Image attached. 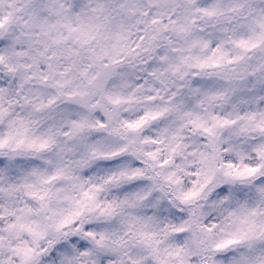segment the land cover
<instances>
[{
    "label": "clouds",
    "instance_id": "1",
    "mask_svg": "<svg viewBox=\"0 0 264 264\" xmlns=\"http://www.w3.org/2000/svg\"><path fill=\"white\" fill-rule=\"evenodd\" d=\"M5 17L0 264H60L86 230L125 241L113 264L264 262V0H0ZM34 168L45 201L20 187Z\"/></svg>",
    "mask_w": 264,
    "mask_h": 264
},
{
    "label": "snow or ice",
    "instance_id": "2",
    "mask_svg": "<svg viewBox=\"0 0 264 264\" xmlns=\"http://www.w3.org/2000/svg\"><path fill=\"white\" fill-rule=\"evenodd\" d=\"M206 14L213 15V12L207 11ZM7 19H8L7 17L0 19V26H2ZM262 27H264V25H262ZM260 38L264 39V32L261 33ZM238 45L240 47L249 46L248 42L246 41H240L238 42ZM251 46L255 47L256 45L252 44ZM49 103H51V101H49ZM249 119H252V117L249 116ZM142 122L143 120L138 121L135 124H129L128 127L136 128ZM73 127L78 129L79 127H81V125L73 123ZM100 127H103V125H100ZM7 143H8L7 139H0V148H3ZM22 143H24L23 140L17 141V146H19ZM49 144H50L49 139H43V140H40L39 142L35 140H30L27 143V148L30 150H35L37 152H40V151L46 150L49 147ZM246 171L251 173L255 171V169H246ZM62 174H64V170L59 169L56 173V176H59ZM4 175H5L4 169L0 168V180L4 179ZM121 175H123V173ZM28 176L35 177V183H24L20 185V187H23L27 191V195H29L30 197H34L40 201H45L46 199H48L50 195L48 190L42 187H37V185H40V186L46 185L52 179H55V176L45 177L44 173H42L41 171L35 168L32 169L28 173ZM111 179L112 178L109 177V181ZM16 188H17L16 185L9 184L7 189L0 188V192H5V191L11 192V191L16 190ZM100 190H101V186L95 185L93 186L92 190L82 192L81 197L87 201H94L95 200L94 193ZM41 206L44 207L45 205L42 203ZM97 207H100L101 211L103 212L104 210H111L112 204L105 203L103 206L97 205ZM25 211L31 212V209H26ZM8 215H12V213L8 212ZM17 221H20L19 216L17 217ZM67 222H68L67 220L63 221V223H67ZM8 227L9 228L16 227L20 230L29 231L33 233L34 235H38V233L35 231L34 228H32V226L22 223V222H19L15 225L9 224ZM83 235L84 237H87L93 241L94 248L90 249L86 246L79 247L77 245H73L72 248L70 249L71 253L73 254L63 255L60 259V264H105V261H108V264H113L112 260L110 259V256L107 254L116 253L120 250V248L125 246V241L119 238H116L114 236H109L108 234L103 233V232H101L99 236H97L95 232L91 230H86L84 231ZM137 235L139 237V242H143L146 247L151 248L152 238L150 235H147L144 232H140ZM235 242L237 241H226L224 244H218L217 248H222L226 244L235 243ZM151 251L153 252L155 256L157 250L155 248H151ZM16 252L21 257V264H32L33 250L31 248H17ZM171 255H178V253H172ZM121 264H123V262H121ZM127 264H141V261L137 259H130L127 262ZM157 264H167V261L157 258ZM178 264H183V261H179ZM261 264H264V262H261Z\"/></svg>",
    "mask_w": 264,
    "mask_h": 264
}]
</instances>
